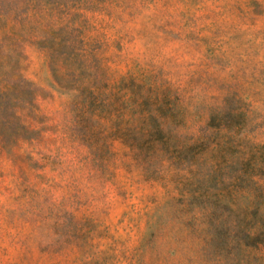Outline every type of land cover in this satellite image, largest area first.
Instances as JSON below:
<instances>
[{"label": "rangeland", "instance_id": "374dc122", "mask_svg": "<svg viewBox=\"0 0 264 264\" xmlns=\"http://www.w3.org/2000/svg\"><path fill=\"white\" fill-rule=\"evenodd\" d=\"M0 264H264V0H0Z\"/></svg>", "mask_w": 264, "mask_h": 264}]
</instances>
